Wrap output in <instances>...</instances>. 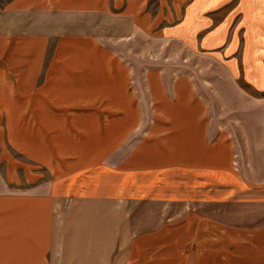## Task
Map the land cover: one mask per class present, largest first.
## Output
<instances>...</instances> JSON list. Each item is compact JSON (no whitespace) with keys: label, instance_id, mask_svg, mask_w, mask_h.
Listing matches in <instances>:
<instances>
[{"label":"crops","instance_id":"obj_1","mask_svg":"<svg viewBox=\"0 0 264 264\" xmlns=\"http://www.w3.org/2000/svg\"><path fill=\"white\" fill-rule=\"evenodd\" d=\"M0 264H264V0H0Z\"/></svg>","mask_w":264,"mask_h":264},{"label":"rangeland","instance_id":"obj_2","mask_svg":"<svg viewBox=\"0 0 264 264\" xmlns=\"http://www.w3.org/2000/svg\"><path fill=\"white\" fill-rule=\"evenodd\" d=\"M133 139H136V136H135V135H134L133 137H131V139H130V144L132 143V140H133ZM35 153H37V154H39V155H40V154L44 155V152H43V151H40V150H39V151H36Z\"/></svg>","mask_w":264,"mask_h":264}]
</instances>
